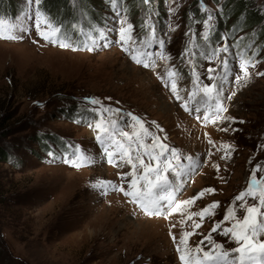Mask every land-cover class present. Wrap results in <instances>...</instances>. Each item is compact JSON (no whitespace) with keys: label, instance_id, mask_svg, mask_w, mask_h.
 I'll return each instance as SVG.
<instances>
[{"label":"rangeland","instance_id":"374dc122","mask_svg":"<svg viewBox=\"0 0 264 264\" xmlns=\"http://www.w3.org/2000/svg\"><path fill=\"white\" fill-rule=\"evenodd\" d=\"M224 1L151 0L145 5L143 0H40L30 6L27 0H0L5 33L9 27L13 32L19 26L28 29L23 39H0V131H10L0 144L22 162L20 167L0 162V264H181L172 235L178 242L184 232L191 234L186 238L189 247L201 240L207 243L208 236L225 249L235 247L222 231L213 229L217 223L230 226L224 217L234 198L246 190L256 165L261 166L258 177L264 173V76L257 75L264 72V42L257 32L259 23L254 28L235 26L244 22L238 14L220 23ZM250 2L264 20V0ZM57 7L63 12L56 17ZM206 7L214 17L212 43L223 46L221 38H229L227 79L239 71L241 55L258 61L249 69L250 79L234 88L229 83L227 88L236 94L225 101L227 111L219 118L212 107L191 111L202 95L193 83L196 74L211 83L207 69L218 68L226 55L221 52L210 60L197 56L189 63L192 52L204 46L200 33L207 30L209 13L202 10ZM37 9L62 25L78 50L37 35L28 19L29 14L35 19ZM149 15L155 37L143 28ZM121 19L134 26L130 35L145 39L122 47L117 36ZM80 32L82 36L76 35ZM89 36L96 40L92 51L83 46L90 45ZM145 52L158 59L150 68L133 59H146ZM173 82L182 99L171 91ZM85 97L111 107L107 118L114 130L133 133L141 145L148 144L140 150L142 155L151 150L155 137L177 150V168L180 158L191 156L188 163L195 166L184 165L176 197L186 201L201 192L203 197L184 205L183 214L165 218L144 214L122 192L109 190L105 195L98 187L101 181L119 186L120 177L132 169L127 164L118 167L116 160L108 162L105 152L120 149L98 141L108 136ZM205 115L209 118H201ZM228 117L235 122L229 123ZM98 122L101 130L95 127ZM38 133L52 135L54 148L44 149ZM78 149L89 162L77 167L65 163ZM123 186L127 190L128 182ZM210 188L215 192L205 191ZM214 202L220 206L210 210L213 215H193ZM195 223L201 227H192Z\"/></svg>","mask_w":264,"mask_h":264},{"label":"snow or ice","instance_id":"6c2138e0","mask_svg":"<svg viewBox=\"0 0 264 264\" xmlns=\"http://www.w3.org/2000/svg\"><path fill=\"white\" fill-rule=\"evenodd\" d=\"M27 3L30 6L34 3L38 5L40 0H27ZM143 3L150 5L151 0H143ZM203 11L209 13L206 21H204V27L207 30L200 33L204 46L192 52V58L189 59V63L191 64L197 56L210 60L212 57L218 58L221 52L226 55L222 60H219L218 68L209 67L207 69L206 78L211 83H203L200 79V74H196V79L193 83L201 87L202 95L196 101V106L191 111L201 113L206 111L207 107H212L213 114L219 118L223 112L227 111L224 106L225 101L231 99L236 94L234 90L227 88L229 83L234 88L236 84L250 79L251 72L249 69L255 68L258 61L249 56L241 55L237 64L239 71L229 81L227 79L230 73V62L228 59L230 47L227 43L229 38H221L225 42L223 46H217L212 43L210 35L212 28L210 25L214 17L207 7ZM42 17L43 19H41ZM28 19L33 21L32 26L35 28L37 35L43 40L57 44L62 48L75 47L78 50V46H74V37L68 36L63 30L62 25L54 23L51 18L40 13L39 9L36 10L34 20L31 14H29ZM119 25L117 36L118 42L122 47L134 41L145 39L130 35L134 30V26L125 20L121 19ZM143 28L149 35L155 37V27L151 21V15L144 21ZM26 31L28 29L23 26L17 27L15 32H13L12 27H9L8 34H6L4 22L0 19V39H23V33ZM17 32L20 34H16ZM76 35L82 36L83 33L80 32ZM88 42L91 45L88 47V50H94L96 44L95 38L89 36ZM124 51H129V48L124 47ZM187 53L188 50L186 49L184 53L186 58ZM144 56L147 58L137 59L133 56V59L146 68H150L158 62V59L151 52H145ZM176 74L179 75V73ZM168 75L171 76L172 73ZM257 75L264 76V72H259ZM170 88L173 93H176L178 100L182 99L177 92L178 84L176 82L171 83ZM225 91L229 93L227 97L223 95ZM193 95L195 94L193 93ZM213 101H215L214 105ZM84 102L91 105V108L88 110L96 115L97 120L103 121V134L108 136V140L105 141L102 137H97L98 141L102 144L111 145L112 149H120V151L105 152L108 162L111 163L112 160H116L118 167L120 164H127L132 169V171L124 173L120 177L121 185L119 186L112 181H101L98 187L105 195H107L109 190L122 192L126 197L130 198L129 202L135 204L144 214L148 216H163L165 218L173 213L183 214L184 205L193 204L195 200L203 197V192L186 201H180L176 197L177 189L181 187L185 176L186 170L184 165L187 164L188 169L195 166L188 163L193 159L191 156L180 158L181 165L180 168H177V150L167 146L162 140L155 137L151 138L154 140L151 150L144 151L142 155L140 150L142 148L147 149L148 144L144 143L141 145L138 142V137L133 133L124 130H120L119 132L114 130L111 127L112 121L107 118V114L112 112L111 107L104 106L98 98L85 97ZM201 118L208 119L209 117L205 115ZM136 119L138 120L139 118L137 117ZM226 119L229 123L235 122V118L228 117ZM239 122L243 123L244 121ZM95 127L101 130V123L98 122ZM221 131L227 132L228 129L223 128ZM140 135L142 136L143 134L141 133ZM134 143L136 144L135 149L132 146ZM88 162L87 154L82 153V150L79 149L70 153V157L65 158V163L71 164L73 167L83 166ZM260 167V165H256L250 175L246 190L234 198L232 206L227 210L224 220L230 226L221 228L219 223H217L213 229L214 231H222L223 235L235 244V247L225 249L222 244L214 242L211 236L205 238L207 243H205V240H201L197 246L189 247L186 238L191 235L190 233L184 232L178 242L175 235H172L181 264H264V173H260L258 177L257 174ZM218 168L219 166L217 165ZM124 181L128 182L127 190L123 186ZM94 187H97V185H94ZM205 191L214 193L215 189L210 188ZM249 200L251 203L248 202ZM219 206V202H214L193 215L200 217H204L205 213L213 215L214 212L210 210H214ZM189 219H191V216H189ZM172 227H175V225ZM192 227L199 228L201 225L195 223Z\"/></svg>","mask_w":264,"mask_h":264},{"label":"trees","instance_id":"16d2710c","mask_svg":"<svg viewBox=\"0 0 264 264\" xmlns=\"http://www.w3.org/2000/svg\"><path fill=\"white\" fill-rule=\"evenodd\" d=\"M218 1L219 0H216V2ZM249 3H251L250 0H225L222 3L223 19H221L220 23L221 24L226 23V18H228V16H233L234 14H238V17H240L239 20L243 19L244 21L241 25H239V21H237V24L235 26L254 28L259 23L260 28L258 29V33L260 32L259 34L261 35L262 40L264 42L263 14L259 13V9L256 7L250 8ZM54 10H55L54 12L57 13L56 17L59 15V13L61 14L63 12V9H61V7L60 8L57 7ZM197 14H200V9L198 8H197ZM252 16L258 17V18H255L258 20H255L254 22L250 21V18ZM218 31L219 33L221 32L220 26H219ZM216 38L217 39H215V42H218V40L220 39V36L219 37L217 36ZM9 132L7 130L0 131V140L1 138L7 136ZM36 136L40 137V139L42 140L41 145L42 147H44V149L48 148L46 150L50 151V149L54 148V141L50 138V136L52 135H50L49 133L47 134L38 133ZM34 140L36 141L37 139H34ZM2 145L0 144V162L8 163L12 165L13 167H20L22 162L19 161V158L17 157V155L7 150L6 147Z\"/></svg>","mask_w":264,"mask_h":264},{"label":"built area","instance_id":"2783aa9c","mask_svg":"<svg viewBox=\"0 0 264 264\" xmlns=\"http://www.w3.org/2000/svg\"><path fill=\"white\" fill-rule=\"evenodd\" d=\"M202 10H204V8Z\"/></svg>","mask_w":264,"mask_h":264}]
</instances>
